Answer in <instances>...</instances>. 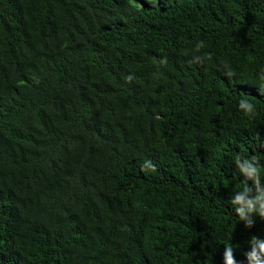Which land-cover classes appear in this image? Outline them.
Masks as SVG:
<instances>
[{"label": "trees", "instance_id": "obj_1", "mask_svg": "<svg viewBox=\"0 0 264 264\" xmlns=\"http://www.w3.org/2000/svg\"><path fill=\"white\" fill-rule=\"evenodd\" d=\"M262 74L264 0H0V264H247Z\"/></svg>", "mask_w": 264, "mask_h": 264}, {"label": "clouds", "instance_id": "obj_2", "mask_svg": "<svg viewBox=\"0 0 264 264\" xmlns=\"http://www.w3.org/2000/svg\"><path fill=\"white\" fill-rule=\"evenodd\" d=\"M171 2V0H170ZM204 47V43L200 42L196 45L195 51L199 53L200 49ZM206 57L196 55L193 57L191 63H202ZM162 64L167 63L166 58L160 61ZM224 73L225 76L231 80L234 73L228 69ZM126 79L131 81L133 77L129 76ZM259 79L264 82V74ZM260 93L264 94V83L261 84ZM239 110L245 117L252 118L256 112V106L247 98L242 97L238 104ZM159 119V116L155 117ZM259 138V133H257ZM235 170L234 175L243 178V187L233 193L227 201L232 206V209L238 219L245 225L246 228L251 229L254 227L255 218L264 220V183L261 177V162L258 157H247L237 154L234 160ZM149 169L155 170V166L146 161L142 165V170L147 172ZM250 251L244 253L247 264H264V239L253 235L249 240ZM235 249L231 245L225 246L223 254V264H237L235 259Z\"/></svg>", "mask_w": 264, "mask_h": 264}]
</instances>
